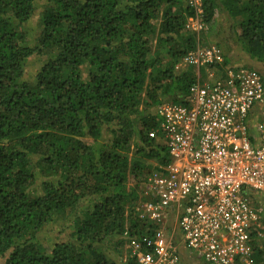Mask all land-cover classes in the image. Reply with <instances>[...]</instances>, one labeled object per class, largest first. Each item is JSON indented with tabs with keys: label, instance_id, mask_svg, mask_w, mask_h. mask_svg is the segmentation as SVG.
Returning <instances> with one entry per match:
<instances>
[{
	"label": "trees",
	"instance_id": "16d2710c",
	"mask_svg": "<svg viewBox=\"0 0 264 264\" xmlns=\"http://www.w3.org/2000/svg\"><path fill=\"white\" fill-rule=\"evenodd\" d=\"M201 8L195 32L187 0H0L3 264H137L131 249L158 229L140 215L143 187L169 161L156 107L184 103L196 80L181 58L210 43L222 12L243 51L264 61V0ZM33 55L44 62L26 81ZM55 219L67 234L45 246L39 235ZM263 230L262 219L233 264H264Z\"/></svg>",
	"mask_w": 264,
	"mask_h": 264
},
{
	"label": "built area",
	"instance_id": "2783aa9c",
	"mask_svg": "<svg viewBox=\"0 0 264 264\" xmlns=\"http://www.w3.org/2000/svg\"><path fill=\"white\" fill-rule=\"evenodd\" d=\"M187 2L194 10L189 26L203 31L201 0ZM221 54L217 45L201 43L184 55L180 63L196 70L190 95L156 107L169 161L143 187L148 200L140 215L158 229L148 248L134 244L137 264H183L175 239L206 264H233L250 254L261 216L248 194L264 196V82L244 67L201 72L221 64Z\"/></svg>",
	"mask_w": 264,
	"mask_h": 264
},
{
	"label": "rangeland",
	"instance_id": "374dc122",
	"mask_svg": "<svg viewBox=\"0 0 264 264\" xmlns=\"http://www.w3.org/2000/svg\"><path fill=\"white\" fill-rule=\"evenodd\" d=\"M24 29L28 31V36L30 39L36 36V22L34 19L30 20L24 25ZM205 38L207 42L216 44L221 49V55L226 59L224 64L225 68H248L258 72L264 80V61H257L250 58L242 49L241 44L238 42L236 35L232 30H230V23L226 15L220 12L219 23L214 31L206 32ZM44 59L40 56L33 55L29 57L25 62L23 79L28 81L31 80L39 67L43 64ZM183 63L178 64L180 67ZM185 65V64H184ZM254 207L257 209L258 214L261 216L258 225L264 220V196L261 195L257 200L253 201ZM68 228L63 224L62 219H55V221L50 222L44 230L40 233V241L45 246H49L52 242L65 239ZM166 232V235H168ZM177 235H179L177 233ZM175 245L177 253L183 264H206L200 257L195 256L190 250L186 249L182 243L175 239ZM262 243H264V230L262 232ZM126 246V245H125ZM129 246V243H128ZM182 246L185 248H182ZM195 256L193 259L192 257ZM4 260L0 257V264H3Z\"/></svg>",
	"mask_w": 264,
	"mask_h": 264
},
{
	"label": "crops",
	"instance_id": "0c3cea01",
	"mask_svg": "<svg viewBox=\"0 0 264 264\" xmlns=\"http://www.w3.org/2000/svg\"><path fill=\"white\" fill-rule=\"evenodd\" d=\"M182 248H184V247L182 246ZM184 249H185V248H184ZM193 254H194V253H193ZM194 255H195V254H194ZM180 256H181V255H180ZM195 256H196V255H195ZM195 256H193L192 259H193Z\"/></svg>",
	"mask_w": 264,
	"mask_h": 264
},
{
	"label": "clouds",
	"instance_id": "9594fccd",
	"mask_svg": "<svg viewBox=\"0 0 264 264\" xmlns=\"http://www.w3.org/2000/svg\"><path fill=\"white\" fill-rule=\"evenodd\" d=\"M180 256V255H179Z\"/></svg>",
	"mask_w": 264,
	"mask_h": 264
}]
</instances>
